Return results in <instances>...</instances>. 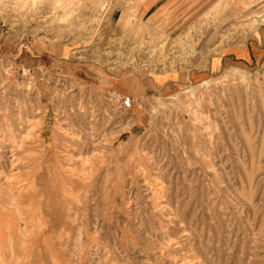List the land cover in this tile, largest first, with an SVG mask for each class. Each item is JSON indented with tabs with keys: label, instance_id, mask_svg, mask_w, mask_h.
Returning a JSON list of instances; mask_svg holds the SVG:
<instances>
[{
	"label": "rangeland",
	"instance_id": "rangeland-1",
	"mask_svg": "<svg viewBox=\"0 0 264 264\" xmlns=\"http://www.w3.org/2000/svg\"><path fill=\"white\" fill-rule=\"evenodd\" d=\"M144 1L0 0V264H264V6Z\"/></svg>",
	"mask_w": 264,
	"mask_h": 264
},
{
	"label": "crops",
	"instance_id": "crops-1",
	"mask_svg": "<svg viewBox=\"0 0 264 264\" xmlns=\"http://www.w3.org/2000/svg\"><path fill=\"white\" fill-rule=\"evenodd\" d=\"M178 1L181 2V5H179L176 8L175 10L176 12H178L181 8H184L185 6L192 4L191 0H145L143 2V7L145 11L147 10L148 12L150 10H154V9L156 10L157 8H159L164 4L166 6L173 4L174 6V4H176ZM261 6H264V0H234V7L236 9L241 8L240 10H242L243 8V11L245 12H247L249 8L254 7L253 10H255ZM229 49L230 52L228 53H230L240 61H246V62L264 61V30L254 34V36L250 38L248 45L246 46L245 49L242 50H236L231 48ZM213 66H214V61H213Z\"/></svg>",
	"mask_w": 264,
	"mask_h": 264
},
{
	"label": "bare ground",
	"instance_id": "bare-ground-1",
	"mask_svg": "<svg viewBox=\"0 0 264 264\" xmlns=\"http://www.w3.org/2000/svg\"><path fill=\"white\" fill-rule=\"evenodd\" d=\"M237 71H240L237 69ZM208 83V82H207ZM191 91H194V88L191 89ZM11 133V132H10ZM9 133V134H10ZM14 135V134H13ZM25 136V135H24ZM12 137V136H11ZM29 137V136H28ZM16 146V145H15ZM32 159V158H31ZM62 164V163H61ZM20 166V165H19ZM95 167V166H94ZM24 168V167H23ZM62 168V167H61ZM111 169V168H110ZM54 173V172H53ZM62 175V174H61ZM112 177V176H111ZM29 180V179H28ZM39 180H42L41 178L39 179L36 175L34 176V178H32V186L30 188H28L26 191H20V192H16L17 194H13L10 202L12 201L13 203L15 204H19V203H23V201H25L27 204V202H33L35 201L36 199H40V197H43L44 194L40 192V190L38 189V184H39ZM44 180V179H43ZM52 180V179H51ZM65 180V179H64ZM17 181V180H16ZM49 181V180H48ZM84 181V180H83ZM51 182V181H50ZM29 183V182H28ZM27 183V184H28ZM53 183V182H52ZM85 183V182H84ZM82 183V184H84ZM26 184V185H27ZM81 184V185H82ZM20 185V184H19ZM19 187V186H18ZM27 187V186H26ZM16 191V190H15ZM19 191V190H18ZM1 193V192H0ZM11 193V192H10ZM42 194V195H41ZM72 194L73 196H76V198H78V196H80V191L79 193L76 191V188H72ZM82 196V195H81ZM162 196V195H161ZM160 196V197H161ZM166 199V198H164ZM38 202V201H37ZM3 204V203H2ZM9 203L7 202L6 205H8ZM5 205V206H6ZM12 207V206H11ZM33 207V206H32ZM6 207H3L4 210H2V207H1V203H0V229H3L4 231L5 230H8L7 227L10 225L11 227L14 225V223H16V218L18 217H14L13 214H14V211H9V210H6L8 209V207L5 209ZM27 208H25L26 210ZM33 209V208H32ZM12 210V209H11ZM20 210V209H19ZM23 210V209H22ZM28 210V209H27ZM34 210V209H33ZM22 212V211H21ZM9 213V214H8ZM13 213V214H12ZM21 214V213H20ZM23 214V212H22ZM18 215V214H17ZM16 215V216H17ZM27 215V214H25ZM36 215V214H35ZM27 220V219H26ZM33 220V219H32ZM74 220V219H73ZM20 222V221H19ZM18 222V223H19ZM71 222V221H70ZM17 223V224H18ZM24 224V223H23ZM140 225V224H139ZM42 226V225H41ZM23 227V226H22ZM44 227V226H43ZM43 227H41V229L43 230ZM17 228V227H16ZM15 228V229H16ZM131 228V227H130ZM13 228V230H15ZM87 229V228H86ZM126 230V229H125ZM157 230V229H156ZM163 230V229H162ZM12 231V229H11ZM23 231V230H22ZM8 232V231H7ZM13 233V232H12ZM2 234V233H0ZM6 234V233H5ZM8 234V233H7ZM19 234V233H18ZM125 236V235H124ZM9 237V236H8ZM14 237V236H13ZM4 238V237H3ZM7 237H5L4 239H6ZM5 241V240H4ZM9 242V241H8ZM99 242V241H98ZM139 242V241H138ZM168 242V241H167ZM16 243V242H15ZM90 244V243H88ZM89 248V247H88ZM15 249V248H14ZM13 249V250H14ZM193 249V248H192ZM18 250V249H17ZM12 251V249H11ZM1 253V252H0ZM16 253V252H14ZM195 254V253H194ZM129 257V256H128ZM198 257V256H197ZM196 258V257H195ZM15 260V259H14ZM184 263V262H183ZM200 263V262H199ZM86 264V263H85Z\"/></svg>",
	"mask_w": 264,
	"mask_h": 264
},
{
	"label": "built area",
	"instance_id": "built-area-1",
	"mask_svg": "<svg viewBox=\"0 0 264 264\" xmlns=\"http://www.w3.org/2000/svg\"><path fill=\"white\" fill-rule=\"evenodd\" d=\"M188 55H187V59L189 58ZM133 105L134 103L131 97H124L121 101V107L125 111L131 110L133 108Z\"/></svg>",
	"mask_w": 264,
	"mask_h": 264
}]
</instances>
